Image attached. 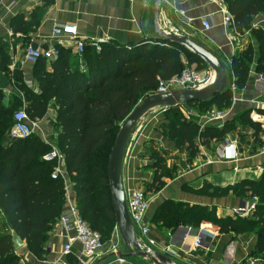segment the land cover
<instances>
[{"label":"trees","instance_id":"1","mask_svg":"<svg viewBox=\"0 0 264 264\" xmlns=\"http://www.w3.org/2000/svg\"><path fill=\"white\" fill-rule=\"evenodd\" d=\"M223 2L233 18L232 28L238 35L249 32L257 43L258 60L254 47L249 45L231 58L225 93L207 103L163 110L161 130L190 161L201 149L214 153L216 145L225 143L238 130L229 121L222 129L216 125L202 128L201 119L214 110L227 112L232 108L229 87L234 83L239 92L243 90L253 65L256 74H264V31L253 28L254 19L264 14V0ZM57 49L54 60L41 58L33 65V84L28 86L22 72L9 68L8 45H0V71L15 88L8 104L0 92V264H22L13 234L21 238L32 256L43 258L47 235L67 212L68 184L81 219L100 235L104 245L109 244L117 227L108 161L121 124L143 100L156 94L160 83L179 76L185 63L197 71H210L197 57L163 39L145 47L110 42L97 49L86 44L81 55L71 47ZM51 108L57 133L54 147L63 158V173L57 179H52L57 163L43 160L51 145L36 133L27 138L9 135L14 114L20 109L30 120L40 122ZM183 111L191 115L194 112L196 117L186 120ZM259 112L264 116V111ZM240 121L257 137L262 133L264 124L253 122L250 113L242 115ZM152 152L153 176L147 195L159 193L165 187L164 180L173 177L165 156ZM216 193H231L247 203L256 198V211L248 218L218 219L214 211L168 201L158 208L153 222L170 231L178 226L199 228L207 222L233 236L253 235L256 245L252 257L264 264V174L257 181L245 180Z\"/></svg>","mask_w":264,"mask_h":264},{"label":"crops","instance_id":"2","mask_svg":"<svg viewBox=\"0 0 264 264\" xmlns=\"http://www.w3.org/2000/svg\"><path fill=\"white\" fill-rule=\"evenodd\" d=\"M154 2L0 0V45H8L10 70L22 72L25 83L32 86L34 66L24 61L25 52L30 45H36L40 52L57 47L53 39V30L57 25L76 27L80 40L91 46L97 44L99 47L110 42L122 46L154 45L160 39L154 26ZM207 20L212 25L209 31H205L202 26ZM159 26L165 35L187 37L204 46L227 70L231 58L242 53L249 45L254 47L255 61L258 60V45L250 33L236 35L231 44L222 27L219 9L204 0H162L159 6ZM253 28L264 31V14L254 19ZM0 92L5 104L10 102L15 92L12 80L1 71ZM238 99L225 120L235 123L238 128L237 132L227 138L238 144L240 160L236 163L218 159L224 143L216 145L214 153L201 149L200 154L190 161L185 151L176 148L175 142L161 130L164 121L161 110H155L144 117L130 138L122 167L126 197L133 190L146 191L152 183V150L165 156L167 168L173 172V177L164 180L165 187L159 193L148 194L152 203L145 221L148 235H141L139 239L175 264H252L254 261L255 264H262L258 258L252 257L256 245V237L253 235L233 236L232 233H223L220 226L207 222L199 228L178 226L173 231L153 222L158 208L168 201L214 211L218 219H235L238 217V208L249 203L231 193L222 195L216 192L245 180L257 181L264 174V154L260 151L264 127L257 137L250 127L240 121L242 115L250 113L253 122L264 124V116L259 112L264 111V74H256L255 65L251 68L245 88L238 93ZM192 116L196 117V114L193 112ZM54 124L55 112L51 108L45 119L39 122L36 132L44 143L51 146H54L57 137ZM67 197L68 206V200L74 198L70 184L67 185ZM60 232L58 222L47 235L42 259L32 256L26 247L18 251L22 264H119V258L114 255L127 253L116 230L113 240L104 245L103 251L94 261L83 258L77 243L71 253L64 255L65 241L60 237ZM200 235H203V243L195 247V241ZM122 259L124 264H153L144 258Z\"/></svg>","mask_w":264,"mask_h":264},{"label":"built area","instance_id":"3","mask_svg":"<svg viewBox=\"0 0 264 264\" xmlns=\"http://www.w3.org/2000/svg\"><path fill=\"white\" fill-rule=\"evenodd\" d=\"M204 1L208 4L216 6L219 9V13L222 15V27L228 37V41L232 44L233 37L238 35V33L232 28L234 21L224 5L223 0ZM202 26L205 31H209L212 27L210 21L208 20L204 21ZM53 39L58 46L71 47L79 55L83 53L84 46L86 45L82 40H80L77 28L68 25H57L53 30ZM93 47H97V49L99 48L97 44H93ZM57 55V47H53L45 52H40L38 50L34 51L30 45L25 52L24 61L28 64L35 65L41 58L54 60ZM214 79L215 75L212 71H197L194 67L185 63V68L182 73L169 82L160 83L155 95H162L175 91L201 90L212 84ZM229 88L232 93V105H234L239 101V91L234 83H232ZM228 112L229 111L220 112L214 110L203 117V121H200V125L202 128L206 125H216L218 129H222L228 116ZM186 113L183 112L186 120H191L192 115L190 113ZM13 120L14 125L9 132L11 137L27 138L35 134L39 129V122L30 120L24 109H20L16 112ZM260 151L264 154V140ZM218 159L226 163L238 162L240 160V152L237 142L228 140L225 141L223 147L219 150ZM43 160L46 162H56L58 165L52 175V179H57L60 175H62L63 158L56 147L52 146L51 151L43 157ZM126 201L129 216L135 232L137 233V230H139V233L142 236H147L148 229L145 225V221L152 204L150 197L144 190L137 189L131 191L127 195ZM257 203L258 200L254 198L247 205L239 207L236 211V215L242 218L251 217L256 211ZM59 224L61 227L60 237L65 241L63 248L64 255L71 253L72 247L75 243L80 245L81 254L86 260L94 261V259H96L103 251L104 244L102 243L100 235L93 232L81 219L73 200H68L67 212L63 217H61ZM202 243L203 235H200L196 239L194 246L200 247ZM145 245L147 246V244ZM118 263L124 264V260L119 259ZM252 264H255V261Z\"/></svg>","mask_w":264,"mask_h":264},{"label":"water","instance_id":"4","mask_svg":"<svg viewBox=\"0 0 264 264\" xmlns=\"http://www.w3.org/2000/svg\"><path fill=\"white\" fill-rule=\"evenodd\" d=\"M161 2L162 0H155L154 2V26L159 38L177 45L197 57L214 73L215 79L212 84L201 90L175 91L162 95H153L143 100L120 126L109 157L107 173L117 231L127 251L126 254L119 253L114 256L119 259L144 258L150 260L153 264H175L170 258L146 246L135 232L129 216L122 183V167L125 153L132 134L140 121L149 113L155 110L210 102L214 97L225 93L228 86V75L226 67L204 46L187 37L165 35L160 31L159 6ZM32 48L34 51L38 49L36 45H32ZM13 244L16 251H20L25 247V243L16 234H13Z\"/></svg>","mask_w":264,"mask_h":264},{"label":"rangeland","instance_id":"5","mask_svg":"<svg viewBox=\"0 0 264 264\" xmlns=\"http://www.w3.org/2000/svg\"><path fill=\"white\" fill-rule=\"evenodd\" d=\"M164 116V115H163ZM137 236L141 238V234L139 233V230H137Z\"/></svg>","mask_w":264,"mask_h":264}]
</instances>
